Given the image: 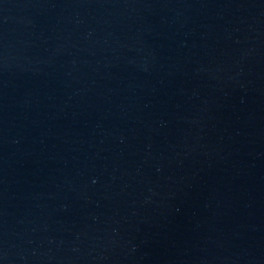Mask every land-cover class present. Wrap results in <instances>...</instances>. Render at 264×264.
<instances>
[{
    "label": "water",
    "instance_id": "obj_1",
    "mask_svg": "<svg viewBox=\"0 0 264 264\" xmlns=\"http://www.w3.org/2000/svg\"><path fill=\"white\" fill-rule=\"evenodd\" d=\"M8 2L9 0H0V13L2 12V10L7 5Z\"/></svg>",
    "mask_w": 264,
    "mask_h": 264
}]
</instances>
